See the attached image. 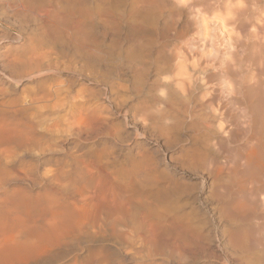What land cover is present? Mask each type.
I'll return each mask as SVG.
<instances>
[{
	"label": "rangeland",
	"instance_id": "obj_1",
	"mask_svg": "<svg viewBox=\"0 0 264 264\" xmlns=\"http://www.w3.org/2000/svg\"><path fill=\"white\" fill-rule=\"evenodd\" d=\"M103 1L106 2L107 0H102V1L101 0H91V4L97 10H99L98 8H102V7H104L103 9L110 8L109 12L112 10L111 12L115 13L113 15L118 16V17H121V16L123 17L124 15L126 16V14L128 16V14L130 13L129 10H131L129 8H132V7H133V10L135 8L136 9L134 11L131 10V12L135 13L136 10L138 11H136L135 13L136 14L135 22H131V25H130V22L128 24L123 23L124 25L122 24L121 26H116L115 28L112 29V31L110 30L111 32L106 30L107 31L106 34L108 33V36L106 38H102L101 35H97V36H94L93 34L91 35V37L93 39H96V42L99 44L97 46L98 48H100V52L102 51L99 55L100 58L98 60L97 58L94 59V57H91V63H92L91 70L93 68L94 69L96 68L95 70L93 69L92 71H97L98 80H100V77H102L101 80H103V78L104 80H107V79L108 80L109 79L110 80H121L124 83V85H126L128 88L131 89L130 91H127L125 93L123 92L122 96L126 98L127 101L123 105H121V108H119V110H122L124 108L128 109L129 121L137 120L138 124L140 123L139 124L140 126L143 125L146 135L148 134L147 135L148 140L147 139L140 140V138H138L134 134L132 135L131 129L127 127L125 124H123V121L120 117H118L116 114H113L107 111L106 109H104L105 107H103L102 109V106H105L104 100L102 98L103 96L101 95L102 88L96 85L91 84V85H85V86L91 91V97H89L90 98L89 102L91 103V105L92 103L95 104V105H92V107H95V106L97 107L96 114L98 113L99 114L101 113V114L100 116L99 114L97 116L95 113H91V124L93 125L95 123L96 124L94 126L92 125L91 129L89 128L88 131L84 129L80 130L81 127L76 128V129L72 128L74 132L77 130L76 133H79L77 135V134H74V132H71L72 134L70 133V131L72 130L71 128L69 129L70 131L67 130V128L65 129L66 131L63 130L67 126L61 124L62 123L61 115H63L62 114L63 111L59 107L61 104V100H60L61 96H58L55 94H51L47 96L48 93L46 92V86L51 84L52 80L70 78L69 75L67 76L66 73H52L53 75L51 74L47 76V78L42 77L40 79L36 77L28 79L29 78L28 76H25V77L23 76L21 79L20 85H16V83H13V82L10 83L11 82L10 80L7 81L5 80V78H2L0 75V90H1L0 91V264H96L97 262L98 264H101V263L103 264H123V262L125 264H152V262L153 264H159V263L160 264H189V263L190 264L192 263L193 264H224L225 262L223 261L221 257L222 253H220L218 250L222 251V245L223 247L225 246V243H226L225 241L227 240L226 239L227 237L228 239H230V236L232 238L231 233L233 232L237 233L239 234V237L243 236L245 237V239L246 238L247 239H259L264 244V234H263L264 233V217H262L264 216L263 214L262 215L260 213L259 215L257 214L256 218H252L253 220L251 219L250 221H244V223L243 221L242 222L240 221L238 222L239 224L235 223L234 225H232L226 220L227 218H225V216H222V214L218 212V209H219L218 207H223V208L227 207L228 209L230 204L236 205L235 202H238L240 200V196L238 195L236 196L235 194L236 191H238V188L237 190H235L236 189L235 187H237V184H238V180L235 179L236 176L233 171L226 170L223 173L224 179L222 178L223 176L221 175V180L218 182V187H217L218 194L220 195L221 199H218L217 201V198L215 199L210 194L209 183L211 182V180L208 179L207 186L204 190L205 192L203 191L202 193H200L198 190L197 184L199 181V177L201 176V172L199 171L200 173H198V171H194V170L189 171V169L187 170L185 166L183 167V165H180L181 163L178 159L179 155H182L185 150L191 147H195L197 145L195 144L197 143L195 142L197 140L193 139L195 137L194 135L195 133L193 132L192 127L191 128L190 127L185 128V127L193 123L195 119L194 116L197 114H199L197 115V117L199 118H198V121L197 119L195 120L196 121L195 123H200L199 120L202 118L201 117L203 116L202 114H205L207 111L206 109L199 111L200 104L205 103V102L206 104H208L210 101H213L215 99L214 100L215 104L213 106L214 108L219 105L221 107H224L223 109L225 110L229 109L227 111L230 112V114H232V118H234L235 120L240 118L242 121H244L247 119H246V115L243 116V112H241L240 110L242 109V107L238 105H235V106L230 105L232 103H230L231 97L228 96L229 93H227L228 92L227 86L230 87L231 85V87L234 89L232 92V96H235L236 98H241V96L243 95L247 87H250V91L252 95H256L257 93L264 91V45H263L264 44V35H263L264 34V30H263L264 28V18H263L264 17L263 15L264 0H230L231 2L229 0H217V1L216 0H188L189 2H194L193 4L195 7L199 9L201 8L203 12L204 11L206 12V13L204 12L205 15H203L204 16L203 18L205 20L201 19L205 21L203 23L202 21L201 23L200 22L198 23V21L200 20H197L194 22L193 16L190 15V12L181 6L179 2L182 3L185 0H172V1L167 0L168 3L166 0H165L166 2L162 0V4L160 5L163 7H159L162 10L158 9L159 11H157V13L162 12L163 18H167L166 16L168 15L173 16L174 19L176 18L175 21L173 19L174 27L177 28L176 30L180 34L179 36L181 39L179 38L180 40L178 39L179 40L178 41L177 39H175L176 37H173L169 40L170 42L168 41V43H169V47L174 49V52H178L179 50L180 53L182 54L185 53L183 55L187 58V62H186L187 68L185 67L183 68V70H182V66L180 65L179 67L178 65L179 64L178 58L171 59L169 61L170 63L165 60L166 62H168L166 63V62H163L164 60H162L159 57V54H160L159 51L161 50L159 46H160V42L162 44V39L160 38L158 32L161 31V30L159 31V28L161 29L160 27L161 21L157 23V25H155L156 27L154 26L155 29L157 30V32L155 30V34L158 35L157 37H155L154 34L151 35V33L150 34L146 33V32H149L147 29V27L149 28L148 24H150L149 21H146L145 24H142L139 29L137 28V25L141 23L140 21H142L144 17L146 18V15H147L146 10H144L143 12V9L141 8L143 0L142 1L137 0L139 4L135 2L136 0H115V1L109 0L105 3L106 5L102 4L104 3ZM207 1L209 5L207 4ZM115 2H116V4L114 5L115 8L113 6L109 7V5H113V3ZM163 2L165 3L164 5H163ZM229 2L232 4L230 5ZM6 3L10 11L14 9V5H15L13 0H7V1L0 0V72H4V73L6 72L5 73L6 76L17 79L18 75H16V72L18 71H15V70L16 69L19 70L18 69L19 67L17 68L14 66L16 62L13 61V58L17 56L16 55L17 52L19 56V54H23L28 51V48L26 46L28 42L27 40L29 39L27 38L29 37L28 33H32L33 35L37 33L36 34V37H37L39 36L40 31L37 28V26H35L36 24L33 21H31L30 23L29 22L30 20H27L25 18L23 19V21L19 22L20 20H22V18L19 15L17 16L16 13H14L16 15H13L12 12L8 13V8H7ZM204 3H206L205 4L206 6L203 5ZM133 4H135L136 7L133 6ZM172 4H174L175 6ZM92 5H91L92 7L91 9L94 10L95 8ZM180 9L182 11H180ZM113 10H116V11L113 12ZM210 10L212 12H210ZM215 10H217L218 13ZM232 10L233 11L235 10V11L232 12ZM95 11H93L92 13H94ZM214 11L215 13L213 14ZM96 12L98 13L99 11H96ZM208 12L210 13V15H207L209 14ZM230 12L235 15L232 16ZM95 13L93 14V24L95 23L97 25L98 21L96 20L97 16L95 15ZM138 16L140 18H137ZM234 16L236 17L234 18ZM244 17L247 18L248 20L245 19ZM237 18L238 19L240 18V19L238 20ZM241 18L242 19L244 18V19L241 20ZM208 19L210 20L208 21ZM261 21L263 24L261 23ZM13 22L16 24H14ZM136 22L139 24H137ZM213 22H214L213 25L214 26L216 25L215 28L214 26H212ZM223 22L225 23L226 26H224ZM258 22L260 23V26H261L260 28H259ZM26 23H27V27L25 26ZM28 23L30 24L28 25ZM206 23L207 25H205ZM233 23H236V24H233ZM95 24H94V27L96 28V30L99 32H102L103 28L100 25L98 26H100L102 29L99 28L98 26L96 27ZM146 24L148 25L147 27L145 26ZM198 24L200 26L202 24V27H200ZM203 24L206 27L208 25L210 26V27L209 26L207 27L208 28L207 31L205 30L206 27ZM242 24H245V25L247 24V26L249 25L248 26L249 28L245 27L243 30H240L238 27L241 26ZM126 25H128L127 28H126ZM252 25H254L253 28L250 27ZM221 26H222V30H221ZM256 26L258 27L256 28ZM28 27L30 28V30ZM203 27L205 29H203ZM34 29H36L37 31ZM254 29L256 30V32L253 31ZM257 29L260 32H258ZM31 30L32 31L34 30V31L32 32ZM203 30H205L207 34L205 31L203 32ZM229 30L232 32L231 34L228 32ZM221 31H222V34H221ZM235 31H237L238 33ZM246 32H249L250 34ZM257 32L259 33L258 35H257ZM118 33L120 34L121 37L119 36ZM121 33H124L128 36V38L126 39L128 41V44L124 46L126 50L131 48L134 45V43L137 42V40L141 39L143 35H148L147 37L149 38V40H152L151 45H149L148 47L149 49L145 50L144 56L142 58V61H144L143 64L145 67V68L143 67V73L145 75H143L142 73V76H141V77L144 76L143 78H141L142 80H144V81L141 80L143 83L142 85L140 84L137 85V82H138L137 80H139L140 78L138 79L137 76H135L136 74L134 73L132 68L131 69L129 68L131 67V64H129V62L125 59L120 61L124 53L123 55L120 54L118 51L119 49L116 46L118 44L117 40H119V43L120 41H122L123 35H121ZM228 33L231 39L228 38L229 37ZM233 33L237 40H235V38L233 37L234 36ZM244 33L246 36L247 35L249 36H247L246 38V36H244ZM18 34L21 35L22 38L24 37L23 38L24 40H22L20 43H17V42L14 43L15 41L14 38L17 37ZM138 34L140 37L138 36ZM226 34H227V37H226ZM33 35H30V37H33ZM109 35H112L115 38L116 42L115 40H113L114 38L112 36L110 37ZM259 35H263V36H259ZM213 36H215V38ZM255 36L256 38H253ZM152 37H154V39ZM182 37L185 38V40ZM188 37H190V39ZM227 38L231 42L227 40ZM186 39L188 41H186ZM222 39L224 41H227L226 45H225V42L222 41ZM97 40H99V42ZM100 40H102L101 41L102 43L100 42ZM153 40H154V43H153ZM234 40L236 43H234ZM110 42H111V45H110ZM185 43H187V46H185L186 45ZM255 44L259 46H255ZM157 46L159 48V50L157 51L158 53H156ZM177 46H180V47H177ZM23 47H25V49ZM228 47H232V49ZM22 48L23 50H25L24 52ZM191 52L194 53V55L196 53L200 55L196 54L194 56ZM188 54H190L191 56ZM117 55H120V56L117 57ZM211 55L213 57H211ZM228 55L229 57H227ZM257 57H259V59ZM9 59L11 60L7 61ZM101 59L102 61L99 62V60ZM159 59L160 61H158ZM197 59H199L200 61L199 65H197V63H199ZM192 61H194V63ZM195 61H197V63ZM205 61L206 62L208 61V62L206 63ZM7 62L12 63L14 67L13 68L11 67L12 69L6 68L7 66L9 67L12 66L10 63H9L10 65H7ZM180 62H181V58H180ZM203 62L204 64L206 63L207 66L206 64L204 65ZM210 62H212L213 64ZM260 62H262V64ZM188 65L192 68L188 67ZM203 65L207 69L208 67L210 69V70L208 69L206 75L195 74L194 76L197 77V78L195 77L197 80L191 79V80H188L189 82L187 83H185L186 81L183 82L181 84L182 86L180 85L181 86L180 88H184L183 90L184 94L182 93L183 91L181 92L182 89L179 92L178 91V89H180L178 87L179 85L177 84L178 86H176L177 82L176 81H175L176 83L172 82V79L175 78V79L180 80L182 77L185 79L187 78L189 74L192 75V69L194 67H196V69H202L201 67H203ZM103 66L105 69L103 68ZM198 66L200 68H198ZM214 66H217V67H214ZM259 68L261 69L259 70ZM2 69H6V70L2 71ZM183 73H185L186 75H184ZM164 74H166L167 77ZM178 74L180 75V77L178 76ZM133 75L134 77H132ZM198 76L199 77L201 76V77L199 78ZM42 79H47L45 84L39 81ZM201 79L202 81H198ZM254 80H257V82ZM195 81H197L196 84H194ZM198 82L199 83L202 82V83L199 84ZM205 84L206 85L208 84V87L205 88ZM225 84L226 85L229 84V85L226 86ZM163 85H168L170 87L169 89L171 90L169 92L170 93L172 92V93L169 94V96L167 94V91L164 89ZM202 85H204V87ZM197 86L198 87L200 86L201 88L200 87L198 88ZM77 88L78 86L76 87L73 86L72 90H77ZM207 89H208V92H207ZM154 91H157V92H154ZM160 92L162 93V95H160L161 94ZM176 92L177 93L179 92V94H177ZM181 93L183 96L181 95ZM158 95L170 98L171 106H169L166 109L162 103L158 104V102L155 101ZM217 95H220V96H217ZM184 97H187V98H184ZM101 98H102V102H101ZM186 99L187 100L190 99V100L187 101ZM178 100H181L182 103L179 102ZM226 100H228V103ZM223 102H225V105L227 104L228 106L226 105L225 107ZM181 105L182 106L189 105L190 107L189 109L192 108L191 110L192 112L193 111L194 112L192 113L193 121L192 119L186 120L187 122L185 121V123L182 124L184 127L180 125L179 126L180 130H179L178 127L177 128L172 127L173 126L172 122H174L173 119H174L176 111L179 110L178 112L180 114L181 112L180 110L182 109L180 107ZM194 108H196L197 110ZM171 109L173 112L171 111ZM169 110L171 112H169ZM198 111L200 113H198ZM166 114L167 115L169 114L168 118L166 117L167 116ZM233 114H234V117H233ZM164 115L166 116L164 117ZM93 116H95V118H93ZM59 119H60V122H59ZM99 120H100V123H99ZM239 120L237 122H239ZM156 121H158L159 124ZM163 124L165 126H163ZM167 126H168L167 129H169L170 127L172 128V129L170 128L171 129L169 133L170 138L168 140L165 139L163 136H161V132H160V127L166 128ZM180 127H183V129ZM78 130L80 131L78 132ZM126 132L129 135H127ZM151 136H154V137L150 138ZM245 144L246 142H245V139H243V137H234V139L232 140L230 139L229 141V148L231 150L234 149V151H237L236 154L240 155V151L243 152ZM224 151H221V155H222L221 161L222 162H225V160L228 159L227 156L229 154L227 153V150H224ZM234 151L232 150L233 153ZM147 156H148V160H153V161L152 162L148 161ZM77 158H80V159L76 160ZM134 159H135V162L137 161L138 162L134 163ZM75 161L78 162L77 165ZM81 161L82 163H80ZM69 162L70 164L67 165ZM139 162H142V164L139 165L140 164ZM63 164H64V167H63ZM81 164H82V167H81ZM65 165L67 167H65ZM70 165H72V167ZM74 165L76 167H79V169H76ZM144 165H146V167ZM58 166L59 168L60 167L61 168L60 169L57 168ZM96 166L98 167V169ZM127 166L129 168L132 167L134 173L136 172L135 169L137 170L139 168V171L137 170V173L139 175L137 173L136 174L132 173V175H130L131 177L129 178V174H131L132 169L127 168ZM136 166L137 167L139 166V167L136 168ZM87 167L89 168L91 167V168L87 169ZM56 168L58 169V171ZM64 168L71 169V170H67ZM54 169L56 170V172ZM80 169L82 170V172H84L85 170L84 172L85 174L83 173V175H85L84 176L85 178L83 177L82 174H81L82 177H80L81 175L79 174L77 175L78 171L80 172ZM99 169L101 170L102 173L100 172ZM76 170H77V173L75 174ZM123 170L125 171L123 172ZM49 171H50V174H49ZM93 171L96 173H93ZM127 171L130 172L128 175H127L128 173ZM62 172H65V173H62ZM87 172L89 173L91 172L90 173L91 175L89 173L87 174ZM61 173L65 175L67 174V175L66 176L61 175ZM92 174L94 175L92 176ZM73 175L75 176L73 177ZM99 175L101 177H99ZM135 175H137L138 177ZM148 176L150 177V179ZM89 177L92 178V180H90ZM134 177H137V178H134ZM141 177H142L143 182H141L140 184ZM151 177L154 178V180ZM155 177L158 178L159 180L156 179ZM160 177H164V179L163 178L161 179ZM73 178H76L77 181L78 180H81V181H78L79 183H77V181H75L76 179H73ZM86 178H88V180ZM144 178H148V179H145L146 182L143 180ZM226 178H228L229 181ZM83 179H86L85 181H87V182L84 181L85 184L82 182ZM89 180L90 182L93 181L95 184L93 182H92L93 184L92 183L88 184L90 183ZM148 181H150L151 185L152 183L156 185H152L151 187L153 188L150 187V190L148 189L147 186L146 187L141 186L142 188L139 186V184L143 185V183L144 185H147L146 183H148V185L150 186ZM155 181L159 182L160 185H161L160 181H163L162 182L163 185L160 186ZM168 181L169 183L171 182V184H169ZM80 182H82V186L77 187L78 184L81 185ZM65 183L67 184V186ZM228 183L229 184L231 183V185H229ZM235 183H236V186L234 185ZM178 186L180 187V189ZM157 187H159V189ZM70 188L73 190H71ZM156 188L159 190L158 192ZM86 189L87 190L89 189V190L87 191ZM154 189L156 190V192L155 191L153 192ZM163 190H165V192ZM73 191H75V193ZM133 192H136L135 193L136 195L134 194L132 195ZM142 192L144 194L139 195L142 197L137 196L139 193L141 194ZM128 194L131 195L132 197L135 196L136 198L135 197L132 198L129 196L131 198L130 199L128 197ZM150 195L151 196L153 195L152 197L153 200H151L152 198ZM147 201H149L150 203ZM141 204H144L148 208L155 209L158 215H160L163 219L165 218L164 219L165 223L168 222L167 224H165L166 227L164 225V228L166 229L165 233H162L163 232L162 230L165 231V229L162 228L161 230H159L162 232L158 231L152 236L151 239L153 240H152V251H151L152 253L151 254L154 253L153 254L154 257H149V258L147 256L148 254L146 255L144 252L140 256L128 254L127 252L124 251V249L122 250L119 245H115L116 243L113 240L114 238H112L115 234H117V236L115 235L116 239H122L121 234L125 233L126 231L132 232L136 237L137 235H139L136 232L137 231L136 220L130 221L128 219L129 217L128 215L134 205L138 206ZM228 210L231 211L232 209L229 208ZM112 211L115 212V213L113 212V214L115 215L112 214ZM104 212L108 213V215H110L111 213L112 216L111 215L110 216L112 218L115 217L114 220L113 219L111 220V217L107 216L106 213L104 214ZM235 212H236L235 213L236 215L237 211ZM230 213L234 214L233 211ZM166 215H169L170 219H169V216L166 217ZM176 215L177 217L178 216L179 217L177 218ZM220 215H221V218H220ZM104 216L105 217L107 216L108 218L107 217L104 218ZM217 216H219L221 220ZM119 217H122V219L124 218L125 220L120 219L119 221ZM171 217L172 218L174 217L173 219L174 220L177 219L178 221L176 220V223L175 221L173 222V219ZM188 218L191 221L189 222L190 223L189 225H191L192 227L195 226L193 227V230L187 229V226H186L187 224L186 225L184 224V222H186ZM115 220L116 221L118 220L117 222L119 225L118 228H116L117 233H115L116 229L114 230L113 228H111L112 227L111 224H113ZM182 220L184 222H182ZM102 221H104L107 224V226ZM195 222H196V225L194 224ZM172 223L173 224L175 223V224L173 225ZM168 227L170 228L171 231L168 230L169 229ZM98 228L100 229L97 230ZM192 231L193 232L195 231L194 233L197 232L195 236ZM103 233L106 235H104ZM222 233H224V235ZM162 234L164 235L162 236ZM108 235L109 236L113 235V236L109 237ZM167 235H168V238L166 237ZM190 236L192 239L190 238ZM205 239L207 240V242ZM218 240L221 243L220 249L216 247L217 242L219 244ZM189 241H191L190 244L188 243ZM113 245H115V247ZM166 249L168 250V252L171 250L173 255L169 256L170 252L168 253ZM156 251L157 252L159 251L158 252L159 254ZM160 252L164 253V255L162 256ZM151 254H149V256H152ZM144 255H146L147 257ZM159 255H161L162 257H160ZM228 255L229 256H227V260L229 261V264L230 263L237 264V262H239L238 255L237 256L236 254L232 255L234 257L231 256V253H228ZM116 256H119V257H116ZM167 256L169 257L167 258ZM183 259L184 260L187 259V260L183 261ZM252 260L253 262L249 261V263L247 264H252V263L259 264V262L257 261V258L255 259L252 258ZM179 261H182V263H180Z\"/></svg>",
	"mask_w": 264,
	"mask_h": 264
},
{
	"label": "bare ground",
	"instance_id": "obj_2",
	"mask_svg": "<svg viewBox=\"0 0 264 264\" xmlns=\"http://www.w3.org/2000/svg\"><path fill=\"white\" fill-rule=\"evenodd\" d=\"M7 1V0H6ZM15 5H14V9L12 11L9 10L8 8V5H7V8H8V13L12 12L13 15H16L17 16L19 15L22 20H20L19 22L23 21V19H27V20H30L29 22L31 23V21H33L37 26V28L39 29L40 31V34L39 36L36 37V34L33 35L32 33H28L29 34V38L27 41V48H28V51L26 53H23V54H19L18 56V52L16 53L17 56H15L13 58V61L16 62L15 63V67H19L17 70L15 71H18L16 72V75L17 76V79H14L13 77H8L5 75L4 72H0V75L2 78H5V80H10L9 82L10 83H16V85H20L21 83V79L22 77L24 76H28L30 78H33V77H36V78H42V77H46L51 75L52 73H66V75L70 78H63V79H57V80H52L51 84H49L48 86H46V92L48 93V95H51V94H55V95H58V96H61V104H60V108L61 110L63 111V115H61V120H62V123L63 125H66L67 127H65L63 130H65L67 128V130H69L70 128H80V130H86L88 131V129L90 128L91 129V126L93 124H91V113H95L96 114V110H97V107H92V105H95L94 103H91L89 102V97H91V91L85 86V85H96L100 88H102V98L104 100V103H105V106H102V109L103 107H105L104 109H106L107 111L113 113V114H116L118 117H120L123 121V124H125L127 127H129L131 129V132H132V135L134 134L135 136H137L138 138L143 139H147V135H146V132H145V129L143 128V125L140 126L137 122V120H134V121H129V111L128 109L124 108L122 110H119V108H121V105H123L127 99L124 98L122 96L123 92H127V91H130L131 89L128 88L126 85H124V83L121 81V80H101L102 77H100V80H98V77H97V71H92L91 70V57H94L97 58V60L100 58L99 55L100 53V48H98L97 45H99L97 42H96V39H93L91 37V35L93 34L94 36H97V35H101L102 38H106L108 36V33L106 34L107 31H112L113 28H115L116 26H121L123 23L124 24H128L130 22V25H131V22H135V19H136V10L135 13L134 12H131V10H133V7L132 8H129L131 10L130 13L126 14V16L124 15L123 17H118V16H115L113 14L115 13H111L109 12V9L110 8H106V9H103L104 7L102 8H98L99 10H97L92 4H91V0H13ZM102 1V0H101ZM109 1V0H107ZM106 1V2H107ZM115 1V0H114ZM142 1V0H140ZM165 1V0H164ZM167 1V0H166ZM165 1V2H166ZM172 1V0H171ZM217 1V0H216ZM230 1V0H229ZM104 2V1H103ZM102 3L103 5L106 3ZM112 2V1H111ZM137 2V0L135 1ZM170 2V1H169ZM177 2V1H176ZM210 2V1H209ZM231 2V1H230ZM229 2V3H230ZM236 2V1H235ZM134 3V2H133ZM138 3V2H137ZM168 3V1H167ZM172 3V2H171ZM181 4V6L188 10L190 12V15L193 16V21H197V20H200L198 21V23L203 20L201 19H204L203 15L204 12L201 10V8H197L194 6V2H189L188 0H185L183 1L182 3L179 2ZM199 3V2H197ZM211 3V2H210ZM94 4V3H93ZM112 4V3H110ZM116 4L113 3V5H109L110 6H113ZM139 4V3H138ZM160 4H162V0H143L142 1V5H141V8L143 9V12L144 10H146V18L144 17L142 21H140L141 23H137L139 25H137V28L139 29L140 26L142 24H145L146 21H149L150 24L149 25V28L147 27L148 25L146 24L145 26L147 27L148 31L149 32H146V33H151V35L154 34L155 37H157L158 35L155 34V25H157V23H159L161 21V29L159 28V36L160 38L162 39V44L160 42V48L161 50L159 51L160 54H159V57L164 60L163 62H166V61H170L171 59H176L178 58L179 59V67L180 65L182 66V70L183 68L186 67V62H187V58L183 55L185 53H180L179 50L178 52H174V49L173 48H170L169 47V43L168 41L173 38V37H176L175 39H179L180 38V34L177 32V28L174 27V22H173V16H166L167 18H163L162 16V12H158L161 8L159 7H163L161 6ZM165 3L163 2V5ZM206 3H204L203 5H205ZM207 4H208V1H207ZM232 3H230L231 5ZM235 4V3H234ZM91 5L96 9V11H99L98 13L94 10H92L91 8ZM106 5V4H105ZM108 5V4H107ZM124 5V4H123ZM160 5V6H159ZM170 5V4H169ZM174 5V4H172ZM201 5V4H200ZM209 5V4H208ZM132 6V5H130ZM133 6H135V4H133ZM175 6V5H174ZM202 6V5H201ZM200 6V7H201ZM206 6V5H205ZM204 6V7H205ZM225 6V5H224ZM136 7V6H135ZM134 7V8H135ZM199 7V5H198ZM203 7V6H202ZM245 7V6H244ZM115 8V7H114ZM113 8V9H114ZM118 8V7H116ZM112 9V8H111ZM136 9V8H135ZM134 9V10H135ZM159 9V10H158ZM175 9V7H174ZM95 11V15L97 16L96 20L98 21V24L96 25V27L98 25H100L103 30L102 32H99L96 30V28L94 27V24H93V14L91 12ZM133 10V11H134ZM162 10V9H161ZM204 10V9H203ZM223 10V9H222ZM116 10H113V12H115ZM169 11V10H168ZM175 11V10H174ZM180 11H182L180 9ZM217 12V10H215ZM215 11L213 12V14L215 13ZM235 11V10H234ZM232 10V12H234ZM6 12V11H5ZM125 12V11H124ZM127 12V11H126ZM142 12V13H143ZM176 12V11H175ZM210 12H212L210 10ZM227 12V11H226ZM7 13V12H6ZM4 13V14H6ZM7 13V14H8ZM16 13V14H14ZM120 13V12H119ZM141 13V12H139ZM206 13V12H205ZM209 13V12H208ZM218 13V12H217ZM220 13V11H219ZM222 13V12H221ZM231 13V12H230ZM254 13V12H253ZM179 14V13H178ZM226 14V13H225ZM232 14V13H231ZM10 15V14H9ZM139 15V14H137ZM141 15V14H140ZM144 15V16H145ZM180 15V14H179ZM207 15H210L207 14ZM235 15V14H232V16ZM237 15V14H236ZM260 15V14H259ZM263 15H264V12H263ZM176 16V15H175ZM262 16V15H261ZM142 17V16H141ZM177 17V16H176ZM207 17V16H206ZM236 16H234L235 18ZM260 17V16H259ZM137 18H140L139 16ZM210 18V17H208ZM215 18V17H214ZM223 18V17H221ZM229 18V17H228ZM245 18V17H244ZM243 18V19H244ZM264 18V17H263ZM262 18V19H263ZM19 19V18H18ZM17 19V20H18ZM176 19V18H175ZM174 19V21H175ZM238 19V18H237ZM240 19V18H239ZM238 19V20H239ZM241 18V20H243ZM247 19V18H245ZM16 20V21H17ZM95 20V19H94ZM205 20V19H204ZM210 19H208L209 21ZM218 20V19H217ZM228 20V19H227ZM231 20V19H230ZM233 20V18H232ZM236 20V19H235ZM237 20V21H238ZM248 20V19H247ZM207 21V22H208ZM216 21V20H214ZM236 21V22H237ZM25 22V20H24ZM27 22V21H26ZM193 22V23H194ZM246 22V20H245ZM11 23V22H10ZM9 23V24H10ZM14 23V22H13ZM28 23V25L30 24ZM219 23V22H217ZM224 23V22H223ZM239 23V22H238ZM259 23V22H258ZM262 23V21H261ZM16 24V23H14ZM13 24V25H14ZM33 24V23H32ZM123 24V25H124ZM211 24V23H210ZM214 22L212 23V26ZM230 24V23H229ZM233 24H236V23H233ZM232 24V25H233ZM256 24V23H255ZM263 24V23H262ZM22 25V24H21ZM24 25V23H23ZM193 25V24H192ZM195 25V24H194ZM199 25V24H198ZM204 25V24H203ZM207 25V23L205 24ZM204 25V26H205ZM218 25V24H217ZM228 25V24H227ZM231 25V26H232ZM251 25V24H250ZM27 27V23L25 25ZM100 26H98L99 28H101ZM128 25H126V28H127ZM155 26V27H154ZM200 26V25H199ZM198 26V27H199ZM209 26V25H208ZM207 26V27H208ZM216 26V25H215ZM214 26V28H215ZM220 26V24H219ZM224 26L225 23H224ZM249 26V25H248ZM247 24H242L241 26H239L238 28L240 30H243L245 27L247 28L248 27ZM254 25L250 26L253 28ZM22 27V26H21ZM34 27V25H33ZM202 27V24L201 26ZM206 27V26H205ZM206 29L203 27V29H205L207 31V28ZM210 27V26H209ZM230 27V26H229ZM258 26H256L257 28ZM260 23H259V28H260ZM29 28V27H28ZM36 28V29H37ZM101 28V29H102ZM219 28V27H218ZM231 28V27H230ZM242 28V29H241ZM249 28V27H248ZM25 29V27H24ZM34 29V30H36ZM37 29V30H38ZM100 29V31H101ZM117 29V28H116ZM129 29V28H128ZM229 29V28H227ZM233 29V28H232ZM231 29V30H232ZM262 29V28H261ZM23 30V29H22ZM30 30V28H29ZM33 30V31H34ZM36 30V31H37ZM107 30V31H106ZM201 30V29H200ZM203 30V32L205 31ZM217 30V29H216ZM215 30V31H216ZM219 30V29H218ZM221 30H222V26H221ZM264 30V28H263ZM32 31V30H31ZM32 31V32H33ZM110 31V32H111ZM197 31V30H196ZM205 31V32H206ZM210 31V30H209ZM226 31V30H224ZM223 31V32H224ZM234 31V30H233ZM239 31V30H238ZM253 31L256 32V30L254 29ZM258 32H260L258 29H257ZM24 32V31H23ZM125 32V31H124ZM157 32V30H156ZM211 32V31H210ZM214 32V31H213ZM218 32V31H217ZM230 34L232 33L230 30L228 31ZM237 32V31H235ZM257 32V35L259 34ZM130 33V31H129ZM134 33V32H132ZM139 33V32H138ZM191 33V32H190ZM212 33V32H211ZM226 33V32H225ZM229 33H228V36H229ZM238 33V32H237ZM236 33V35H237ZM241 33V31H240ZM248 34H250L249 32H246ZM252 33V32H251ZM262 33V32H261ZM260 33V34H261ZM21 34V33H20ZM113 34V33H112ZM117 34V33H116ZM119 34V33H118ZM192 34V33H191ZM207 34V32H206ZM219 34V33H217ZM221 34H222V31H221ZM253 34V33H252ZM30 35H33V37H30ZM122 36V41H120L119 43V40L118 41V44L116 47H118V51L120 54L123 55V57L119 58L120 61L122 60H127L129 62V64H131V67H129L130 69L132 68V70L134 71V73L136 74L135 76H137V78L139 80H137V85L140 84L142 85V80L141 77L142 76V73H143V67H144V64L142 61V58L144 56V52L146 49H149V45H151V41L152 40H149V38L147 37L148 35H141V39L140 40H137V42L134 43V45L129 48V49H125L124 46L126 44H128V41L126 40L128 38V36L124 33H121ZM224 35V34H223ZM234 35V33H233ZM239 35V34H238ZM243 35V34H242ZM255 35V34H254ZM256 35V36H257ZM264 35V34H263ZM263 35H259V36H263ZM35 36V37H34ZM110 37L112 35H109ZM120 36V34H119ZM127 36V37H126ZM139 36V34H138ZM197 36V35H196ZM205 36V34H204ZM203 36V38H204ZM221 36V35H220ZM244 36L245 33H244ZM249 36V35H247ZM246 36V38H247ZM253 37V38H256ZM113 37V36H112ZM121 37V36H120ZM119 37V38H120ZM140 37V36H139ZM191 37V36H190ZM190 37H188L190 39ZM215 38V36H213ZM212 37V38H213ZM226 37H227V34H226ZM235 38V35L233 36ZM238 37V36H236ZM251 37V36H250ZM24 38V37H23ZM21 35H17V37H15V41L14 43H20L22 40H24ZM26 38V37H25ZM26 38V39H27ZM114 38V37H113ZM154 39V37H152ZM183 38V37H182ZM198 38V37H197ZM207 38V37H206ZM228 38L231 39V37L229 36ZM227 38V40H229ZM233 38V39H234ZM263 38V37H262ZM13 39V40H14ZM159 39V38H158ZM181 39V38H180ZM179 39V40H180ZM185 40V38H183ZM218 39V38H217ZM249 39V38H248ZM251 39V38H250ZM259 39V38H257ZM115 40V38L113 39ZM178 40V41H179ZM194 40V39H193ZM225 40V38H224ZM222 39V41H224ZM235 40H237L235 38ZM234 40V43H236ZM244 40V38H243ZM256 40V39H255ZM262 40V39H261ZM99 42V40H97ZM102 40H100L101 42ZM105 41V40H104ZM130 41V40H129ZM186 41H188L186 39ZM230 41V40H229ZM257 41V40H256ZM116 42V40H115ZM114 42V43H115ZM170 42V41H169ZM182 42V41H181ZM225 42V45H226V42L227 41H224ZM231 42V41H230ZM258 42V41H257ZM23 43V42H22ZM26 43V42H25ZM102 43V42H101ZM100 43V44H101ZM107 43V42H106ZM153 43H154V40H153ZM173 43V42H172ZM232 43V44H234ZM187 46V43H185ZM229 44V43H227ZM260 44V43H259ZM263 44V42H262ZM102 45V44H101ZM100 45V46H101ZM110 45H111V42H110ZM114 45V44H113ZM153 45V44H152ZM264 45V44H263ZM205 46V45H204ZM212 46V45H211ZM215 46V45H214ZM255 46H259V45H256ZM102 47V46H101ZM115 47V48H116ZM127 47V46H126ZM154 47V46H153ZM177 47H180V46H177ZM183 47V46H182ZM223 47V46H222ZM227 47V46H226ZM236 47V46H234ZM25 49V47H23ZM22 48V50H23ZM114 48V49H115ZM124 48V49H123ZM186 48V47H185ZM195 48V47H194ZM221 48V47H220ZM228 48H231L232 47H228ZM103 49V48H102ZM112 49V48H110ZM113 49V50H114ZM173 49V50H172ZM176 49V48H175ZM178 49V48H177ZM187 49V48H186ZM193 49V47H192ZM200 49V48H199ZM211 49V48H210ZM217 49V48H216ZM258 49V47H257ZM20 50V49H19ZM126 50V51H125ZM159 50L158 46H157V50H156V53H158L157 51ZM198 50V49H197ZM222 50V49H221ZM229 50V49H228ZM263 50V49H262ZM17 51V50H16ZM25 50H23L24 52ZM149 51V50H148ZM177 51V50H175ZM190 51V50H189ZM206 51V50H205ZM215 51V50H214ZM10 52V51H8ZM14 52V51H13ZM257 52V50H256ZM12 53V52H11ZM15 53V52H14ZM13 53V54H14ZM20 53V52H19ZM189 53V52H188ZM192 53V52H191ZM210 53V52H209ZM212 53V52H211ZM215 53V52H214ZM237 53V52H236ZM259 53V51H258ZM194 55V53H192ZM198 54V53H196ZM195 54V55H196ZM220 54V53H219ZM12 55V54H11ZM158 55V54H156ZM190 55V54H188ZM194 55V56H195ZM200 55V54H198ZM209 55V54H208ZM108 56V55H107ZM120 56V55H117V57ZM191 56V55H190ZM202 56V54H201ZM200 56V57H201ZM206 56V54H205ZM204 56V57H205ZM259 56V55H258ZM11 57V56H10ZM116 57V58H117ZM146 57V56H145ZM154 57V56H153ZM193 57V56H192ZM211 57H213L211 55ZM229 57V55L227 56ZM256 57V56H255ZM180 58H181V62H180ZM199 58V56H198ZM207 58V56H206ZM259 59V57H257ZM93 59V60H94ZM118 59V58H117ZM202 59V58H201ZM200 59V60H201ZM204 59V58H203ZM214 59V58H213ZM220 59V58H219ZM227 59V58H226ZM11 59L7 60V61H10ZM109 60V59H108ZM112 60V59H111ZM166 60V61H165ZM199 61V59H197ZM207 60V59H206ZM212 60V59H211ZM210 60V61H211ZM230 60V59H229ZM261 60V59H260ZM102 61L99 60V62ZM160 61V59L158 60ZM177 61V60H176ZM220 61V60H219ZM94 62V61H93ZM146 62V61H145ZM154 62V61H153ZM162 62V61H161ZM166 62V63H168ZM194 63V61H192ZM197 63V61H195ZM206 62V61H205ZM208 62V61H207ZM206 62V63H207ZM213 62V61H212ZM210 62V63H212ZM233 62V61H232ZM10 63V62H9ZM7 62V65H12V66H5L6 68H13V64L10 63L9 64ZM96 63V62H95ZM98 63V62H97ZM170 63V62H169ZM205 63V64H206ZM262 64V62H260ZM19 64V65H18ZM117 64V63H116ZM115 64V65H116ZM154 64V63H153ZM158 64V63H157ZM192 64V63H191ZM200 64V61L199 63H197V65ZM204 64V62H203ZM204 64V65H205ZM213 64V63H212ZM215 64V63H214ZM228 64V63H227ZM18 65V66H17ZM195 65V64H194ZM193 65V66H194ZM196 65V66H197ZM203 65V67H204ZM211 65V64H209ZM208 65V66H209ZM247 65V63H246ZM259 65V64H258ZM105 66V65H104ZM103 66V68H104ZM114 66V65H113ZM176 66V65H175ZM207 66V64H206ZM219 66V65H218ZM231 66V65H230ZM262 66V65H261ZM165 67V65H164ZM188 67H190L188 65ZM201 67L202 69H196V67H194L192 69V75L189 74L187 76V78H179L180 80L178 79H172V82L176 83V86H178L179 88L182 86L181 84L183 82L187 83L189 82L188 80H191V79H195L197 80L196 76H194L195 74H202V75H206L208 69L206 67ZM214 67H217V66H214ZM260 67V66H259ZM3 68V67H2ZM11 68V69H12ZM102 68V67H101ZM120 68V67H119ZM126 68V66H125ZM145 68V67H144ZM187 68V67H186ZM192 68V67H190ZM189 68V69H190ZM198 68H200L198 66ZM220 68V67H218ZM217 68V69H218ZM96 69V68H95ZM94 69V70H95ZM105 69V68H104ZM102 69V70H104ZM121 69V68H120ZM128 69V68H127ZM180 69V68H179ZM188 69V70H189ZM261 68H259L260 70ZM5 71L6 69H2V71ZM101 70V72H102ZM115 70V69H114ZM165 70V69H164ZM210 70V69H209ZM213 70V69H212ZM211 70V71H212ZM223 70V69H222ZM234 70V69H233ZM232 70V71H233ZM162 71V70H161ZM181 71V70H179ZM190 71V70H189ZM105 72V71H104ZM158 72V71H157ZM165 73V72H164ZM187 73V72H186ZM190 73V72H189ZM100 74V73H99ZM156 74V73H155ZM158 74V73H157ZM182 74V73H181ZM184 75H186L185 73H183ZM254 74V73H253ZM53 75V74H52ZM58 75V74H57ZM143 75H145L143 73ZM166 75V74H164ZM178 76L180 77V75L178 74ZM182 76V75H181ZM254 76V75H253ZM105 77V76H104ZM134 77V75L132 76ZM147 77V76H146ZM145 77V78H146ZM159 77V76H158ZM167 77V75H166ZM196 77V78H195ZM199 77V76H198ZM201 77V76H200ZM199 77V78H200ZM123 78V77H122ZM164 78V77H163ZM49 79V78H48ZM55 79V78H54ZM251 79V78H250ZM253 79V78H252ZM92 80V82H91ZM136 80V79H135ZM142 80V81H141ZM41 83L45 84V82L47 81V79H42V80H39ZM51 81V80H50ZM156 81V80H155ZM176 81V82H175ZM182 81V82H180ZM198 81H202L201 80H198ZM257 82V80H254ZM128 82V81H127ZM134 82V81H132ZM131 82V84H132ZM161 82V81H160ZM170 82V81H169ZM192 82V81H191ZM197 81H195L194 84H196ZM225 82V81H224ZM251 82V81H250ZM38 83V82H37ZM147 83V82H146ZM154 83V82H153ZM162 83V82H161ZM180 83V84H179ZM199 83V82H198ZM202 83V82H201ZM199 83V84H201ZM223 83V82H222ZM159 84V83H158ZM178 84V85H177ZM190 84V83H189ZM230 84V83H229ZM227 84V85H229ZM149 85V84H148ZM154 85V84H153ZM173 85V84H172ZM175 85V84H174ZM181 85V86H180ZM198 85V84H197ZM226 85V84H225ZM226 85V86H227ZM256 85V84H255ZM73 86H78L77 90H72V87ZM150 86V85H149ZM187 86V85H186ZM189 86V85H188ZM204 87V85H202ZM225 86V87H226ZM44 87V86H43ZM141 87V86H140ZM148 87V86H147ZM156 87V86H155ZM164 89L167 91V94L169 96V94H171L169 91L171 89H169L170 87L168 85H163ZM173 87V86H172ZM184 87V86H183ZM194 87V86H193ZM198 87V86H197ZM200 87V86H199ZM198 87V88H199ZM202 87V88H203ZM208 87V84L206 85L205 84V88ZM215 87V86H214ZM253 87V86H252ZM192 88V87H190ZM201 88V87H200ZM221 88V87H220ZM41 89V88H40ZM45 89V88H44ZM182 89V90H181ZM209 89V88H208ZM208 89H207V92H208ZM43 90V89H42ZM94 90V89H93ZM163 90V89H162ZM161 90V91H162ZM181 92L184 90V88H180L178 89V91ZM203 90V89H202ZM220 90V89H219ZM227 90L229 93L228 96H230L231 98V101L230 105H238V106H241L242 109L241 112H243V116L246 115V119L247 120H244L242 121L240 118H238L237 120H235L234 118H232V114H230V112H228L227 110L229 109H223L224 107H221V106H216L215 108L213 107L214 104H215V99L213 101H210L208 104L205 103H202L200 104V110L199 111H202V110H207L205 114H202L203 116H201L202 118L199 120L200 123H195L196 119L198 121V118L197 115L194 116V121H193V112H192V108L189 109V104L188 106L186 105H181L180 107L182 108L180 111V114H179V110L176 111L175 113V116H174V122L173 123V126L172 127H178L179 129V126H183L182 124L185 123L186 120L188 119H192L193 123H191V125L189 126H186L185 128L187 127H192L193 129V132L195 133V137L193 139L197 140L195 142V144H197L195 147H191L187 150H182L184 151L182 155H179V161H180V165H183V167L185 166L186 169L189 171L190 170H194V171H198V173L201 172V176L199 177V181H198V190L200 193H202L206 186H207V182H208V179L211 180V182L209 183V187H210V194L216 199L217 198V201L218 199H221L220 195L218 194V182L221 180V175L223 176V173L227 170V171H233L235 173V176L238 180V184H237V187H235L237 190L238 188V191H236V196H240V200L238 202H235L236 205H233V204H230V206L228 207V209H232L231 211L227 209V207L223 208V207H218V212L222 214V216H225V218H227L226 220L234 225L235 223L237 224L238 222H242L244 223V221H250L252 218H256V215L259 213L262 215H264V91L262 92H259L257 93L256 95H252L251 94V91H250V87H247L243 93V95L241 96V98H236L235 96H232V92H233V88L231 87H228L227 86ZM1 91V90H0ZM205 91V89H204ZM218 91V90H217ZM45 92V94H46ZM151 92V91H150ZM154 92H157V91H154ZM179 92L177 94H179ZM219 92V91H218ZM224 92V91H223ZM161 93V92H160ZM184 94V91L182 92ZM181 93V95H182ZM211 93V92H210ZM220 93V92H219ZM222 93V92H221ZM226 93V92H225ZM44 94V93H43ZM42 94V95H43ZM98 94V93H97ZM146 94V93H145ZM158 94V93H157ZM217 94V92H216ZM99 95V94H98ZM162 95V93L160 94ZM158 95L156 97V102H158V104L162 103L164 105V107L167 109L169 106H171V101H170V98L168 97H165V96H160ZM54 96V95H53ZM174 96V95H173ZM183 96V95H182ZM188 96V95H187ZM217 96H220V95H217ZM225 96V95H224ZM43 97V96H42ZM95 97V96H94ZM101 97V96H100ZM140 97V96H139ZM148 97V96H147ZM172 97V96H170ZM179 97V96H178ZM102 98H101V102H102ZM183 98V97H182ZM181 98V99H182ZM184 98H187V97H184ZM205 98V97H204ZM203 98V99H204ZM216 98V96H215ZM219 98V97H217ZM228 98V97H226ZM130 99V98H129ZM152 99V98H151ZM174 99V98H173ZM177 100V99H176ZM187 100V99H186ZM190 100V99H188ZM187 100V101H188ZM212 100V99H211ZM219 100V99H218ZM221 100V99H220ZM225 100V99H224ZM175 101V100H174ZM179 102H181V100H178ZM184 101V100H183ZM203 101V100H202ZM222 101V100H221ZM227 103H228V100H226ZM146 102V101H145ZM176 102V101H175ZM38 103V102H37ZM90 103V104H89ZM98 103V102H97ZM147 103V102H146ZM155 103V102H154ZM182 103V102H181ZM187 103V102H185ZM217 103V102H216ZM222 103V102H221ZM224 105H225V102H223ZM45 104V103H44ZM101 104V103H100ZM148 104V103H147ZM161 104V105H162ZM219 104V102H218ZM98 105V104H97ZM223 105V104H222ZM227 105V104H226ZM225 105V107H226ZM228 106V105H227ZM44 107V106H43ZM179 107V108H180ZM197 107V106H196ZM199 107V105H198ZM41 108V107H40ZM50 108V107H49ZM99 108V107H98ZM133 108V107H132ZM142 108V107H140ZM174 108V107H173ZM176 108V107H175ZM52 109V108H51ZM55 109V108H54ZM59 109V108H58ZM136 109V108H135ZM139 109V108H137ZM196 109V108H194ZM215 109V110H214ZM56 110V109H55ZM141 110V109H140ZM197 110V109H196ZM57 111V110H56ZM164 111V110H163ZM172 111V109H171ZM169 110V112H171ZM198 111V113H200ZM233 111V110H232ZM99 112V111H98ZM101 112V110H100ZM103 112V110H102ZM106 112V111H105ZM142 112V111H141ZM161 112V111H159ZM168 112V111H167ZM173 112V111H172ZM163 113V112H162ZM236 113V112H235ZM99 114V113H98ZM98 114H96L98 116ZM101 114V113H100ZM99 114V116H100ZM105 114V113H104ZM103 114V116H104ZM137 114V113H136ZM135 114V115H136ZM152 114V113H151ZM173 114V113H172ZM94 115V114H92ZM114 115V116H116ZM139 115V114H138ZM167 115V114H166ZM164 115V117L166 116ZM169 115V114H168ZM168 115L166 116L168 118ZM174 115V114H173ZM201 115V114H200ZM96 116V117H97ZM113 116V115H112ZM163 116V115H162ZM102 117V115H101ZM100 117V118H101ZM107 117V116H106ZM105 117V118H106ZM135 117V116H134ZM133 117V119H134ZM161 117V116H160ZM233 117H234V114H233ZM93 118H95V116H93ZM99 118V119H100ZM108 118V117H107ZM140 118V116H139ZM154 118V117H153ZM170 118V117H169ZM98 119V118H97ZM151 119V118H150ZM163 119V118H161ZM234 119V120H233ZM240 119V120H239ZM154 120V119H153ZM239 120V122H237ZM93 121V120H92ZM98 121V120H96ZM121 121V122H122ZM155 121V120H154ZM59 122H60V119H59ZM143 122V121H142ZM158 122V121H156ZM168 122V121H167ZM187 122V121H186ZM99 123H100V120H99ZM119 123V122H118ZM144 123V122H143ZM190 123V121H189ZM96 124V123H95ZM94 124V125H95ZM159 124V122H158ZM156 124V125H158ZM169 124V123H168ZM93 125V126H94ZM161 125V124H160ZM159 125V126H160ZM186 125V124H185ZM158 126V128H159ZM163 126H165L163 124ZM53 127V126H52ZM62 127V126H61ZM162 127V126H161ZM160 127V132H161V136H163L165 139H169L170 136H169V133H170V130L171 129H167L168 126L166 128H161ZM184 127V126H183ZM183 127H180L183 129ZM95 128V127H94ZM146 128V127H145ZM149 128V126H148ZM189 129V128H188ZM62 130V131H63ZM73 130V129H72ZM70 131L71 132H74L73 131ZM78 130V132L80 131ZM180 130V129H179ZM186 130V129H185ZM57 131V130H56ZM66 131V130H65ZM68 131V132H69ZM77 131V130H76ZM76 131L74 132V134H79V133H76ZM94 131V130H93ZM123 132V131H122ZM128 132V131H127ZM126 132V134H127ZM156 132V131H155ZM83 133V132H82ZM81 133V134H82ZM91 133V132H90ZM129 133V132H128ZM153 133V131H152ZM72 134V133H71ZM89 134V133H88ZM129 135V134H127ZM157 135V134H156ZM185 135V134H184ZM189 135V134H188ZM81 136V135H80ZM159 136V135H158ZM73 137V136H72ZM118 137V136H117ZM154 136H151L150 138H152ZM180 137V136H179ZM234 137H243V139H245V142L246 144L244 145V150L243 152L240 151V155L239 154H236L237 151H234V149H232L234 151V153L232 152V150L229 148V141L230 139H234ZM76 138V137H74ZM80 138V137H79ZM116 138V137H115ZM129 138V136H128ZM57 139V138H56ZM121 139V138H120ZM155 139V138H154ZM178 139V138H177ZM185 139V138H184ZM183 139V140H184ZM58 140V139H57ZM81 140V139H80ZM94 140V139H93ZM148 140V139H147ZM153 140V139H152ZM176 140V139H175ZM151 141V140H150ZM181 141V140H180ZM112 142V141H111ZM176 142V141H175ZM109 143V142H108ZM107 143V144H108ZM156 143V142H155ZM154 143V144H155ZM152 144V143H151ZM194 144V143H193ZM141 145V144H140ZM187 145V144H186ZM172 146V145H171ZM194 146V145H193ZM113 147V146H112ZM90 148V147H89ZM188 148V147H187ZM237 148V147H236ZM142 149V148H140ZM186 149V148H185ZM239 149V148H238ZM224 150H227V153L228 154V159L225 160V162H222L221 161V151H224ZM144 151V150H142ZM225 152V151H224ZM232 152V153H230ZM242 152V153H241ZM77 153V152H75ZM84 153V152H83ZM119 153V152H118ZM129 153V152H128ZM127 153V154H128ZM137 153V152H136ZM140 153V152H139ZM239 153V152H238ZM68 154V153H67ZM99 154V153H98ZM126 154V152H125ZM133 154V153H132ZM66 155V154H65ZM76 155V154H75ZM80 155V154H79ZM129 155V154H128ZM132 156V155H131ZM135 156V154H134ZM177 156V155H176ZM65 157V156H64ZM82 157V156H81ZM126 157V156H125ZM87 158V157H86ZM91 158V157H90ZM71 159V158H70ZM80 158H77L76 160H78ZM131 159V158H130ZM173 159V158H172ZM171 159V160H172ZM73 160V159H72ZM75 160V159H74ZM147 160H148V156H147ZM87 161V160H86ZM137 161V160H136ZM150 162H152L153 160H148ZM173 161V160H172ZM71 162V161H70ZM70 162L67 164L69 165ZM73 162V161H72ZM76 162V165H77V161ZM138 162V161H137ZM135 162V159H134V163H137ZM64 163V162H63ZM82 163V161L80 162ZM79 163V164H80ZM141 165L142 162H139ZM149 163V162H148ZM73 164V163H72ZM78 164V166H79ZM87 164V163H86ZM91 164V163H90ZM95 164V162H94ZM132 164V163H131ZM152 164V163H151ZM154 164V162H153ZM156 164V163H155ZM62 165V164H61ZM60 165V166H61ZM89 165V164H88ZM168 165V164H167ZM72 167V165H70ZM75 166V165H74ZM73 166V167H74ZM84 166V165H83ZM87 166V165H86ZM91 166V165H90ZM146 167V165H144ZM156 166V165H155ZM174 166V165H173ZM63 167H64V164H63ZM65 167H67L65 165ZM76 167V166H75ZM74 167V168H75ZM81 167H82V164H81ZM97 167V166H96ZM134 167V166H133ZM139 167V166H138ZM136 166V168H138ZM59 168V166L57 167ZM56 168V169H57ZM61 168V167H60ZM59 168V169H60ZM69 168V167H68ZM84 168V167H83ZM91 168V167H90ZM89 167H87V169H90ZM93 168V167H92ZM102 168V167H101ZM125 168V167H124ZM127 168H129L127 166ZM174 168V167H173ZM179 168V167H178ZM182 168V167H181ZM64 169H67V168H64ZM73 169V168H72ZM76 169H79V167H76ZM82 169V168H81ZM80 169V172L78 171L77 173V170L75 172V174L77 173V175H83V173L85 172H82V170ZM96 169V168H94ZM93 169V170H94ZM98 169V167H97ZM129 169H132L129 168ZM128 169V171H129ZM156 169V168H155ZM55 170V169H54ZM63 170V168H62ZM67 170H71V169H67ZM100 170V169H99ZM126 170V169H125ZM123 170V172L125 171ZM139 171V168L137 169ZM137 170L135 169V173L132 169V172L131 174H129L130 172L127 173V175L129 174V178L131 177L130 175H132V173L136 174L137 173ZM141 170V169H140ZM58 171V169H57ZM65 171V170H64ZM75 171V170H73ZM200 171V172H199ZM53 172V171H52ZM56 172V170H55ZM54 172V173H55ZM70 172V171H68ZM101 172V170H100ZM160 172V171H159ZM158 172V173H159ZM164 172V171H163ZM62 173H65V172H62ZM61 175H65V174H62ZM73 173V172H72ZM71 173V175H72ZM89 172H87L88 174ZM91 173V172H90ZM89 173V174H90ZM93 173H96L93 171ZM102 173V172H101ZM108 173V172H107ZM162 173V172H161ZM160 173V174H161ZM196 173V172H195ZM49 174H50V171H49ZM69 174V173H68ZM85 174V173H84ZM99 174V173H98ZM106 174V173H105ZM133 174V175H134ZM138 174V173H137ZM52 175V174H51ZM55 175V174H54ZM60 175V176H61ZM67 175V174H66ZM65 175V176H66ZM82 175L80 177H82ZM91 175V174H90ZM94 174H92L93 176ZM96 175V174H95ZM139 175V174H138ZM229 175V174H228ZM75 175H73L74 177ZM85 175H83L84 177ZM97 176V175H96ZM126 176V175H125ZM137 176V175H135ZM165 176V175H163ZM64 177V176H62ZM70 177V176H69ZM78 177V176H77ZM88 177V176H87ZM99 177H101L99 175ZM98 177V178H99ZM105 177V176H104ZM138 177V176H137ZM137 177H134V178H137ZM145 177V176H144ZM149 177V176H148ZM85 178V177H84ZM90 178V177H89ZM140 178V177H139ZM152 178V177H151ZM156 178V177H155ZM159 178V176H158ZM156 178V179H158ZM161 179L164 177H160ZM224 179V176L222 177ZM229 178V176H228ZM228 178H226L228 180ZM62 179V178H61ZM71 179V178H70ZM73 179H76V178H73ZM88 180V178H86ZM86 179H83L82 182L85 184V181ZM95 179V178H94ZM145 179H148V178H144L143 180L145 181ZM150 179V177H149ZM154 180V178H152ZM151 179V180H152ZM155 179V180H156ZM222 179V180H223ZM68 180V179H66ZM90 180H92V178H90ZM89 180V182H90ZM97 180V179H96ZM140 184L142 181V177L140 179ZM150 180V181H151ZM159 180V179H158ZM157 180V181H158ZM174 180V179H173ZM74 181V180H73ZM77 181V179L75 180ZM78 181H81V180H78ZM77 181V183H79ZM85 181V182H84ZM100 181V180H99ZM102 181V180H101ZM149 182L150 186L148 185V183H146L147 185H140L139 186L141 187H148V189L150 190V187L152 185H156V184H153L151 185V183ZM171 181V180H170ZM229 181V180H228ZM66 182V181H65ZM82 182L81 185H77L78 186H82ZM93 181H91L90 183L88 184H91ZM97 182V181H96ZM146 182V181H145ZM152 182V181H151ZM154 182V181H153ZM156 182V181H155ZM161 182V185L163 181H160ZM183 182V181H182ZM61 183V182H60ZM64 183V182H63ZM74 183V182H73ZM94 183V182H93ZM92 183V184H93ZM159 184V182H156ZM166 183V182H165ZM169 183V181H168ZM176 183V182H175ZM224 183V182H223ZM232 183V182H231ZM231 183L229 185H231ZM66 184V183H65ZM95 184V183H94ZM137 184V183H136ZM171 184V182L169 183ZM180 184V183H179ZM194 184V183H193ZM160 185V184H159ZM160 185V186H161ZM167 185V184H166ZM185 185V184H184ZM236 186V183L234 184ZM233 185V186H234ZM67 186V184H66ZM84 186V185H83ZM87 186V185H86ZM137 186V185H136ZM134 186V187H136ZM159 186V187H160ZM70 187V186H69ZM68 187V188H69ZM85 187V186H84ZM91 187V185H90ZM93 187V185H92ZM139 187V188H140ZM141 187V188H142ZM159 187H157L159 189ZM164 187V186H163ZM179 187V186H178ZM87 188V187H86ZM95 188V186H94ZM153 188V187H151ZM156 188L157 192L159 191L158 189ZM168 188V187H167ZM166 188V190H167ZM175 188V187H174ZM182 188V187H181ZM196 188V187H195ZM67 189V188H66ZM71 189V188H70ZM69 189V190H70ZM163 189V188H162ZM180 189V187H179ZM73 190V189H71ZM87 190V189H86ZM85 190V191H86ZM89 190V189H88ZM87 190V191H88ZM135 190V189H134ZM139 190V189H138ZM142 190V189H141ZM148 190V191H149ZM156 190L154 189L153 192ZM161 190V189H160ZM190 190V189H189ZM84 191V192H85ZM136 191V190H135ZM146 191V190H145ZM165 192V190H163ZM194 191V190H193ZM208 191V190H207ZM75 193V191H73ZM152 192V191H151ZM162 192V191H161ZM185 192V191H184ZM205 192V191H204ZM225 192V191H224ZM136 192H133L132 195H136L135 194ZM138 193V191H137ZM181 193V192H180ZM144 194L143 192L140 194H138L137 196L139 195H142ZM182 194V193H181ZM186 194V193H185ZM162 195V194H161ZM171 195V194H170ZM183 195V194H182ZM187 195V194H186ZM198 195V194H197ZM206 195V194H205ZM210 195V196H211ZM75 196V195H74ZM132 197L131 195L128 194V197ZM144 196V195H143ZM151 196V195H150ZM196 196V195H195ZM208 196V195H207ZM129 197V198H130ZM135 196H133L132 198H134ZM139 197H142V196H139ZM153 197V195L151 196V198ZM166 197V196H165ZM177 197V196H176ZM127 198V197H126ZM136 198V197H135ZM171 198V197H170ZM237 198V197H236ZM131 199V198H130ZM178 199V198H177ZM211 199V198H210ZM129 200V199H128ZM148 200V199H147ZM153 200V198L151 199ZM170 200V199H169ZM232 200V199H231ZM73 201V200H72ZM150 201V200H149ZM147 201V202H149ZM212 201V200H211ZM215 201V200H214ZM216 201V202H217ZM157 202V201H155ZM164 202V200H163ZM201 202V201H200ZM150 203V202H149ZM166 203V202H165ZM168 203V202H167ZM184 203V202H183ZM186 203V202H185ZM190 203V202H189ZM172 204V203H171ZM170 204V205H171ZM181 204V203H180ZM226 204V203H225ZM167 205V204H166ZM201 205V204H200ZM75 206V205H74ZM131 206V205H130ZM176 206V205H175ZM203 206V205H202ZM201 206V207H202ZM81 207V206H80ZM132 207V206H131ZM166 207V206H165ZM174 207V206H172ZM189 207V206H188ZM214 207V206H213ZM167 208V207H166ZM170 208V207H169ZM178 208V207H177ZM209 208V207H208ZM84 209V207H83ZM168 209V208H167ZM176 209V208H175ZM237 209V210H236ZM118 210V209H117ZM131 210V209H130ZM228 211V212H227ZM230 213V212H232ZM235 211H237V216L235 215ZM84 212V211H83ZM108 212V211H106ZM104 212V214L106 213ZM114 211H112V214H113ZM170 212V211H169ZM186 212V211H185ZM115 213V212H114ZM230 213V214H228ZM107 216H110L108 215V213H106ZM173 214V213H172ZM176 214V213H175ZM101 215V214H99ZM115 215V214H113ZM178 215V214H177ZM176 215V217H177ZM235 215V216H233ZM106 216V217H107ZM112 216V215H111ZM110 216V217H111ZM117 216V215H116ZM120 216V215H119ZM122 216V215H121ZM128 219L130 221H135L136 220V228H137V237L132 233V232H129V231H126L125 233H122L121 234V237L122 239H116V236L117 234H113V235H108L109 237L113 236L112 238H114L113 240L115 241V245H119L121 247V249L125 252H127L128 254H131V255H135V256H140L143 252L149 257H154V253L151 254L152 252V236L158 232L159 230H161L162 228H164V225L167 224L168 222L165 223V218L163 219L160 215L157 214V212L155 211V209H151V208H148L147 206H145L144 204H141V205H134L132 210L129 212V215H128ZM169 216V215H166V217ZM213 216V215H212ZM100 217V216H99ZM98 217V218H99ZM104 216V218H106ZM109 217V219H110ZM124 217V216H123ZM179 217V216H178ZM177 217V218H178ZM200 217V216H199ZM219 218V216H217ZM264 217V216H262ZM101 218V217H100ZM108 218V217H107ZM115 218V217H114ZM114 218L111 217V220ZM172 218V217H171ZM174 218V217H173ZM172 218V219H173ZM198 218V217H197ZM220 218H221V215H220ZM219 218V219H220ZM117 219V218H116ZM120 219H122V217H119V221ZM124 219V218H123ZM122 219V220H123ZM168 219V218H167ZM169 219H170V216H169ZM171 219V220H172ZM195 219V218H194ZM223 219V218H222ZM103 220V219H101ZM108 220V219H106ZM125 220V219H124ZM176 220L177 219H173V222L175 221L176 223ZM189 220V221H188ZM193 220V219H192ZM198 220V219H197ZM196 220V221H197ZM221 220V219H220ZM253 220V219H252ZM110 221V220H109ZM118 221V220H117ZM115 220V222L112 225L111 228H113L114 230L116 228H118V222ZM168 221V220H167ZM178 221V220H177ZM188 221V222H187ZM186 222H184L182 220V222H184V224L187 226V229H190V230H193V227L195 226H191L189 225L191 222L190 219L188 218ZM256 221V220H255ZM103 223H105L104 221H102ZM113 222V221H112ZM123 222V221H121ZM127 222V221H126ZM109 223V222H108ZM174 223V224H175ZM128 224V223H127ZM173 224V223H172ZM173 224V225H174ZM178 224V222H177ZM196 225V222L194 223ZM239 224V223H238ZM257 224V223H256ZM105 225L107 226V224L105 223ZM110 225V226H111ZM201 225V224H200ZM214 225V224H213ZM231 225V226H232ZM92 226V224H91ZM171 226V225H170ZM223 226V225H222ZM104 227V226H103ZM122 227V226H120ZM166 227V225H165ZM216 227V226H215ZM229 227V226H228ZM235 227V226H234ZM169 228V227H168ZM167 228V229H168ZM96 229V227H95ZM100 228H98L97 230H99ZM120 229V228H119ZM124 229V228H123ZM165 229V228H164ZM196 229V228H195ZM242 229V228H241ZM106 230V229H105ZM109 230V229H108ZM170 230V228L168 229ZM107 231V230H106ZM163 231V232H162ZM162 231H159V232H162V233H165L166 232V229L165 231L162 230ZM171 231V230H170ZM196 231V230H195ZM194 231V232H195ZM119 232V233H121ZM193 232V231H192ZM194 236L195 234L197 233H194ZM224 232V231H223ZM260 232V231H259ZM99 233V232H98ZM101 233V232H100ZM106 233V232H105ZM117 233V229H116V232ZM118 233V234H119ZM174 233V232H173ZM104 234V233H103ZM224 235V233H222ZM247 234V233H246ZM264 234V233H263ZM106 235V234H104ZM164 234H162L163 236ZM232 235V238L230 236V239H228V237L226 238L227 240L225 241V246L223 247L222 245V251L218 250L220 253H222V259L223 261L225 262L224 264H229V261L227 260V256L228 253H231V256L232 255H235L236 256L238 255V260L239 262H237V264H247L249 263V261L253 262L252 258L255 259L257 258V261L259 262V264H264V244L259 240V239H245V237L243 236H240L239 237V234L237 233H231ZM241 235V234H240ZM246 236V235H245ZM107 237V236H105ZM168 238V235L166 236ZM164 237V238H166ZM248 237V236H247ZM191 238V236H190ZM199 238V237H198ZM192 239V238H191ZM203 239V238H202ZM263 239V238H262ZM105 240V239H104ZM112 240V239H110ZM109 240V242H110ZM169 240V239H168ZM185 240V239H184ZM206 240V239H205ZM108 241V240H107ZM106 241V242H107ZM113 241V242H114ZM219 241V240H218ZM205 242V241H204ZM207 242V240H206ZM205 242V243H206ZM112 243V242H111ZM189 244L191 243V241L188 242ZM187 244V243H186ZM204 244V243H203ZM210 244V243H209ZM115 245H113L115 247ZM201 245V244H200ZM168 246V245H167ZM190 246V245H189ZM188 246V247H189ZM208 246V245H207ZM117 247V246H116ZM185 247V246H184ZM216 247L218 249H220L221 247V243L219 241V244L217 242V245ZM179 248V247H178ZM205 248V247H204ZM176 249V248H175ZM167 250V249H166ZM173 250V249H172ZM214 250V249H213ZM117 251V250H116ZM160 251V250H159ZM158 251V252H159ZM165 251V250H164ZM184 251V250H183ZM154 252V250H153ZM157 252V251H156ZM157 252V253H158ZM163 252V251H162ZM162 256L164 255V253H162ZM168 252V250H167ZM170 255H173L172 251L170 250ZM168 252V253H169ZM116 253V252H115ZM167 253V254H168ZM210 253V252H209ZM235 253V254H234ZM106 254V253H105ZM149 254H151L152 256H149ZM159 254V253H158ZM157 254V255H158ZM198 254V253H197ZM203 254V253H202ZM144 255V256H146ZM175 255V253H174ZM187 255V254H186ZM194 255V254H193ZM200 255V254H199ZM207 255V254H206ZM101 256V255H100ZM146 256V257H147ZM160 257H162L161 255H159ZM166 256V255H165ZM167 256V258L169 257ZM204 256V255H203ZM116 257H119V256H116ZM115 257V258H116ZM122 257V256H121ZM133 257V256H132ZM185 257V256H184ZM200 257V256H199ZM217 257V256H216ZM219 257V256H218ZM234 257V256H232ZM102 258V257H101ZM134 258V257H133ZM138 258V257H136ZM177 258V257H176ZM201 258V257H200ZM205 258V257H204ZM218 259V258H217ZM106 260V259H105ZM104 260V261H105ZM155 260V259H154ZM157 260V259H156ZM180 260V259H179ZM187 260V259H185ZM183 259V261H185ZM196 260V259H195ZM128 261V260H127ZM138 261V259H137ZM176 261V260H175ZM200 261V260H199ZM103 262V260H102ZM180 263H182V261H179ZM189 262V261H188ZM133 263V262H132ZM159 263V262H158ZM221 263V262H220ZM223 263V262H222ZM234 263V262H233ZM257 263V262H256ZM98 264V262L96 263ZM103 264V263H101ZM123 264H125L123 262ZM153 264V262H152ZM160 264V263H159ZM190 264V263H189ZM193 264V263H192ZM231 264V263H230ZM253 264V263H252ZM255 264V263H254Z\"/></svg>",
	"mask_w": 264,
	"mask_h": 264
}]
</instances>
